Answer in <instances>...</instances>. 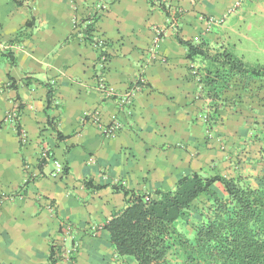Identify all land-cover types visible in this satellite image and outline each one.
Masks as SVG:
<instances>
[{"label": "crops", "instance_id": "1", "mask_svg": "<svg viewBox=\"0 0 264 264\" xmlns=\"http://www.w3.org/2000/svg\"><path fill=\"white\" fill-rule=\"evenodd\" d=\"M259 8L257 0H0V264H50L49 247L63 221L81 245L75 260L62 253L56 264L95 261L92 234L107 238L102 224L124 205L112 186L152 192L173 188L192 171L230 168L219 173L233 176L228 151L243 143L236 115L223 109L209 129L207 100L190 70L201 64L186 58L177 39L243 52ZM209 16L220 24L207 29L202 17ZM157 29L155 52L163 61L153 59ZM97 39L102 48L93 45ZM100 50L108 56L103 77L111 98L97 88ZM139 77L145 84L119 105ZM15 108L16 122L5 121ZM95 113L105 125L119 123L114 136L90 122ZM46 148L52 157L39 164ZM54 161L67 173L51 177Z\"/></svg>", "mask_w": 264, "mask_h": 264}, {"label": "trees", "instance_id": "2", "mask_svg": "<svg viewBox=\"0 0 264 264\" xmlns=\"http://www.w3.org/2000/svg\"><path fill=\"white\" fill-rule=\"evenodd\" d=\"M257 3L264 11V0ZM177 40L185 48L186 58L201 64V69L190 70L199 94L207 100L205 122L209 129L220 122L222 110L229 108L241 128L243 143L235 148L254 146V151L246 149L241 158L264 170V64H249L203 41ZM52 96L50 87L47 108ZM47 125L54 127L49 117ZM56 136L62 137L59 131ZM47 156L52 157L47 153L39 164ZM240 156L241 151L235 165L230 159L233 176L192 171L179 177L173 188L152 192L112 186L123 194L124 205L111 213L101 229L114 256L127 259L126 264H264V174L258 176L257 186H250L245 177L236 174L244 164ZM48 259L50 264L60 259L56 243L49 247Z\"/></svg>", "mask_w": 264, "mask_h": 264}, {"label": "built area", "instance_id": "3", "mask_svg": "<svg viewBox=\"0 0 264 264\" xmlns=\"http://www.w3.org/2000/svg\"><path fill=\"white\" fill-rule=\"evenodd\" d=\"M172 17H170L169 20H171V22L175 25V12L173 11L172 13ZM203 22L206 24L207 29L212 25V24H220V20L216 19L214 17H202ZM216 24V25H217ZM162 32L161 30L157 29L155 32V35L152 39V45H153V59H159L161 61H163V58H158L156 56L155 51H157L158 48V44H159V40L161 39V35ZM93 45L95 47L98 48H102L103 47V42L101 40H95ZM107 54L103 51L100 50V56H99V65L102 69V73L101 75L98 76L97 78V88L99 90V92L101 93L102 97L104 98H111L113 97L114 91L113 89L107 84V82L104 80L103 77V72H105V68L107 66L108 63V59H107ZM145 84V79L143 77H139L138 81L135 85H133L130 89H128L123 96L121 97V100H118V104L119 105H123V104H129L131 99L137 94V92L141 89V86ZM18 116L17 113V109H12L10 110L6 115H5V121L7 122H11V123H15V120ZM92 120L90 121L92 124H94L97 129L99 130V132L105 136V137H112L115 135L116 131L119 129V123L115 120L111 121L108 124H103L98 120V114L95 113L94 116H92ZM20 140L23 142H25V133L20 131L19 134ZM50 154L49 150L46 148L45 150H43L41 152V157L46 156V154ZM54 168L53 170L50 172V176L53 178H58L59 176L64 175V167L63 164L58 162V161H54ZM60 232H59V237L57 239V245L59 246V255H61L62 253V257H68L67 259H70V257L75 254L80 247L79 244V240L76 238L72 225L67 222V221H63L60 223ZM93 227L92 230H95Z\"/></svg>", "mask_w": 264, "mask_h": 264}, {"label": "rangeland", "instance_id": "4", "mask_svg": "<svg viewBox=\"0 0 264 264\" xmlns=\"http://www.w3.org/2000/svg\"><path fill=\"white\" fill-rule=\"evenodd\" d=\"M251 11L253 10L251 9ZM253 15L256 16V18L250 16L252 17V19H250V23L252 25L251 27H249V29H247V31H245L246 32L245 34L248 38L246 39L247 43L246 42L244 43L245 48L241 49V51L243 52L234 49V45L232 44H228V46L226 45L225 46L226 48L224 49L226 50L229 49L230 52L234 51L237 55L242 56L244 58L243 60L249 64H257V63L264 64V11L261 8H259L258 12L254 13ZM135 84L136 83H134L133 85ZM235 149L236 151L235 150L233 151V148L228 151V155H227L228 159L230 160L231 158H233L231 161L234 163L235 158L238 157V153L240 154L241 151L242 156H240L239 159L244 163L242 166L236 169V174H240L243 177H245V181L250 186H257L258 185L257 178L259 175L264 174V170H261L260 166L252 167V165L248 164L245 161V159L243 160V158L245 157L243 156L244 151H248V150L254 151L255 147L248 146V148L246 147V149L248 150H246L245 147H243L242 149L239 148H235ZM226 169H230V168L219 169L218 172L220 171L224 172L226 171ZM215 186L219 194H222L221 186L219 184H216ZM92 237L93 238L95 237L94 239L98 238L94 240L98 244V250H97L98 255L95 261L92 259V261L88 262L87 264H117V259L115 258L113 252L111 253L112 249L108 239L102 237L100 234H92ZM79 250L75 254H73V258H72L73 260L77 258V254Z\"/></svg>", "mask_w": 264, "mask_h": 264}, {"label": "clouds", "instance_id": "5", "mask_svg": "<svg viewBox=\"0 0 264 264\" xmlns=\"http://www.w3.org/2000/svg\"><path fill=\"white\" fill-rule=\"evenodd\" d=\"M64 167V166H63ZM65 174V173H64Z\"/></svg>", "mask_w": 264, "mask_h": 264}]
</instances>
